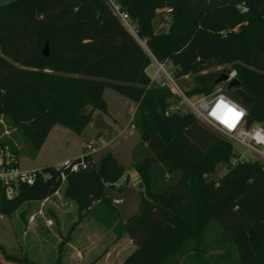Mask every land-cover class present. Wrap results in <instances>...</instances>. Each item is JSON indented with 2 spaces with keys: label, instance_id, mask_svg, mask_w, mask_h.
<instances>
[{
  "label": "trees",
  "instance_id": "16d2710c",
  "mask_svg": "<svg viewBox=\"0 0 264 264\" xmlns=\"http://www.w3.org/2000/svg\"><path fill=\"white\" fill-rule=\"evenodd\" d=\"M116 2L136 37L104 0H0V120L11 130L0 138V153L8 148L18 161L16 140L25 138L36 156L56 127L81 135L95 112L107 113L105 92L112 90L136 105L140 144L131 164L141 180L138 211L122 223L107 193L127 190L128 179L115 186L126 173L118 158L108 153L97 166L84 152L70 160L78 171L46 167L12 199L0 183V213L11 217L62 189L77 204L79 221L92 216L132 241L134 251L120 264H211L217 249L225 254L216 264H264V164L235 161L234 145L189 110H171L180 98L147 73L156 60L174 68L173 80L194 76L185 92L192 98L210 96L219 85L221 74L208 71L231 66L246 98L238 92L230 98L246 109L248 126L264 124V0ZM157 13L170 19L166 32L153 28ZM220 165L226 174L208 180ZM2 262L35 264L0 245Z\"/></svg>",
  "mask_w": 264,
  "mask_h": 264
},
{
  "label": "rangeland",
  "instance_id": "374dc122",
  "mask_svg": "<svg viewBox=\"0 0 264 264\" xmlns=\"http://www.w3.org/2000/svg\"><path fill=\"white\" fill-rule=\"evenodd\" d=\"M169 22L170 19L168 18V15L157 13L153 21V28L155 32H166L168 30ZM164 69L170 75V77L173 78L172 73L174 72V68L170 64H165ZM223 69H226L229 72L233 70L231 66H225L222 68H214L208 71L206 74H214L215 76L221 74L222 76V74H226L221 73ZM156 72V62L153 61V64L148 68L147 73L150 77H152L155 76ZM164 75L165 74L162 73V76ZM173 81L184 95L185 92L190 91L195 85L194 76L192 75L180 77ZM166 85L180 98L178 105L184 112H187L188 109L186 106L181 105L182 98L180 92L171 82H169L168 79L166 80ZM225 88H227V85L219 84L215 88L213 94L224 92ZM234 92L241 94V90L236 88L232 89L230 93L225 91L226 95L229 97L234 95ZM201 97H203V95H195L192 98L199 99ZM105 98L111 107H122L119 100L123 101L122 104L127 102V104H130L133 107L136 106L134 103L113 92L112 90H106ZM128 107L126 106V110ZM123 117L125 118L124 115ZM127 120L128 118L125 119V122H128ZM1 122L0 138H6L9 136V132L11 130L8 129L3 123V120H1ZM210 130L218 135H221L213 129ZM120 131L121 127L119 125L102 131H97L92 125H88L81 135H77L71 130L65 128H59L58 130L53 129L47 136L41 150L36 156L33 154V148L30 143L25 138H21L20 143L16 140L19 150L18 170L21 172H35L49 166H60L65 161L80 158L85 152L84 146L86 144L93 143L94 151L88 153L92 155L93 161L97 166L100 164L101 159L105 155L111 153L112 155L116 156L119 162L125 167L127 172L126 175H129L128 187L123 193H119L112 189H107V193L112 197L115 206L119 210L121 221L126 223L127 219L134 215L139 209L140 178L138 173L132 169V159L130 157L119 156L118 154H115L116 152L114 153L112 148L109 149L107 148L108 146H106L109 140L115 136V133H120ZM99 134H102L101 143L97 138ZM235 149L241 160L254 161L256 159L255 156L247 153L245 150L239 147H235ZM227 171V166L220 165L217 167L215 172L207 177V179L217 181L223 177ZM60 198L63 199V201H66L67 205L62 209H59L54 205L51 206V209H53L54 214L57 216V220L51 216V212L49 210L47 212V216L54 221V225L49 231L46 230L47 227L43 220L39 218L34 220L35 225L33 227H30L29 225L31 222V217H33L40 209V204L38 202L23 205L22 208L11 217L4 216V218L0 221V245L5 248L7 253L19 258L27 256L35 264H56L59 256V245L70 232V237L72 239L71 244L77 243L78 241L84 243L86 236L89 235L88 238H91V241L93 242L92 244H94V249L97 247L96 250H93L87 256L86 261L89 258L93 260L100 256L105 248L110 246L111 241H109L108 238L100 237L99 239V233H102L103 229L97 224V219L95 220V218L92 216H87L79 221L77 204L74 201L66 200L62 194V189L60 190ZM21 212H24L23 218L20 215ZM129 253L130 252L127 251L123 252L122 258L120 260L119 258L114 260V264H118ZM224 254L225 251L217 249L214 250L207 259L209 262H213L211 264H216L217 258ZM60 264H78V262L74 257H70L68 255V250L64 248ZM97 264H103V262L99 261Z\"/></svg>",
  "mask_w": 264,
  "mask_h": 264
},
{
  "label": "built area",
  "instance_id": "2783aa9c",
  "mask_svg": "<svg viewBox=\"0 0 264 264\" xmlns=\"http://www.w3.org/2000/svg\"><path fill=\"white\" fill-rule=\"evenodd\" d=\"M108 7L111 9L114 16L122 23V25L136 37L135 27L128 16L116 0H104ZM157 72L155 76L151 77L152 83L158 86L166 84L168 79L174 87L180 92L182 102L181 105H185L186 108L196 117L199 123L202 125L215 130L227 140H229L234 147H239L245 150L247 153L256 157L255 160H259L264 164V124H253L248 126L247 124V111L238 102L227 96L224 92L217 94H211L210 96H203L199 99L188 98L178 88V86L172 80L173 78L165 71L164 65L156 60ZM162 73L165 74L162 76ZM228 79L224 83L228 85L232 80L237 79V73L235 70L227 73ZM223 102V104L221 103ZM223 105H227L229 108H234L236 112L242 113L239 117H230L228 124L224 123L223 120L226 118V109ZM180 106L177 105L171 110H176ZM215 113V115L213 114ZM85 154L94 151V144H86L84 146ZM254 160V161H255ZM243 162L240 157L237 160ZM17 159L14 154L10 152L8 148L0 153V183L6 189V196L8 199H12L18 192V187L21 184H27L32 186L37 177V171L35 172H21L18 170ZM81 166L84 167V162H81ZM57 170L62 168H70L76 172L80 168L77 164H71L70 161H65L60 166H54ZM40 209L37 213L31 217V221L36 218L43 220L46 227H52L54 225L53 219L47 216V212L53 211L51 206H56L59 209L66 207V201L60 198V190H58L53 196L48 197L38 202ZM4 218V215L0 213V221Z\"/></svg>",
  "mask_w": 264,
  "mask_h": 264
},
{
  "label": "crops",
  "instance_id": "0c3cea01",
  "mask_svg": "<svg viewBox=\"0 0 264 264\" xmlns=\"http://www.w3.org/2000/svg\"><path fill=\"white\" fill-rule=\"evenodd\" d=\"M105 95H106V92H105ZM105 100H106V98H105ZM119 101L121 102L122 107H118V106L111 107V105L106 100L108 111L106 114L102 113L105 124L108 126L107 129H111V128H113V126H118V125L121 127L120 133H115V136L109 140V142L106 144V146H108L107 148H109V149L112 148L114 150V153L116 152L115 154H118L119 156H127V157L131 158L134 149L140 144L139 135L137 132H135L136 130L132 124L133 116H134V113L136 111V106L133 107L130 104H127V102H124L122 104L123 101L122 100H119ZM126 106L127 107L129 106L127 110H126ZM99 113H101V112L97 111L94 113L93 121L90 125L93 126L94 119L97 116V114H99ZM123 115L125 116V118L123 117ZM126 118H128V120H127L128 122H125ZM0 123H2L1 120H0ZM54 129L58 130L59 127H56ZM107 129H105V130H107ZM97 131H102V130H97ZM101 136H102V134H99L97 136L100 143H101ZM132 169H134L133 166H132ZM126 173H125V176L115 185L116 187H120V186L125 185L126 179H128V182H129V175H126ZM140 182H141V180H139V189H140ZM127 187H128V183H127ZM117 210H118V208H117ZM118 212H119V210H118ZM119 219H120V216H119ZM95 220H96V218H95ZM96 222L100 226V228L103 229L102 233L98 232L100 234L99 239H100V237L108 238V240L111 241L110 246L106 247L105 250L103 251V253L100 254V256L96 257L93 260L89 258L86 261L87 256L93 250H96V248H97L96 247L94 249V244H92L93 242L91 241V238L89 239L88 238L89 235H88V236H86L84 243L78 241L77 243L71 244L72 239L70 237V242L67 244L66 249L68 250V255L70 257H74L76 259V261L78 262V264L79 263L85 264V262H86V264H97L99 261H102L103 264H114V260H117L118 258L120 260L122 258L123 252L127 251V252L132 253L134 251L135 246L133 245L132 241L127 236L118 238L112 229H106L98 220H96ZM33 223H34V221L30 222V224H29L30 227H33L35 225V223L34 224ZM50 228L51 227H47L46 230L49 231ZM124 259H122L118 264H120ZM3 264H9V263H3ZM115 264H117V263H115Z\"/></svg>",
  "mask_w": 264,
  "mask_h": 264
},
{
  "label": "water",
  "instance_id": "95a60500",
  "mask_svg": "<svg viewBox=\"0 0 264 264\" xmlns=\"http://www.w3.org/2000/svg\"><path fill=\"white\" fill-rule=\"evenodd\" d=\"M49 54V49H48V45L45 46V49L43 51V55L44 56H48ZM228 79L227 74H222V76L217 80V84H224ZM240 89L241 88V83L238 79H234L232 80L230 83H228L227 85V89L228 90H232V89ZM242 96L246 98V96L241 92ZM93 127L96 130H105L108 128V126L105 124V121L103 119V114L99 113L97 114V116L94 119V123H93Z\"/></svg>",
  "mask_w": 264,
  "mask_h": 264
},
{
  "label": "snow or ice",
  "instance_id": "6c2138e0",
  "mask_svg": "<svg viewBox=\"0 0 264 264\" xmlns=\"http://www.w3.org/2000/svg\"><path fill=\"white\" fill-rule=\"evenodd\" d=\"M223 104V102H221ZM226 109V118L223 120L224 123L228 124L229 127H232V124L229 123L230 117H239L242 113L236 112L234 108H229L227 105H223ZM215 115V113H213Z\"/></svg>",
  "mask_w": 264,
  "mask_h": 264
}]
</instances>
